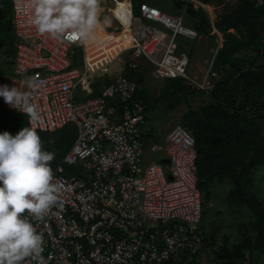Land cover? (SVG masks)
<instances>
[{
    "label": "built area",
    "instance_id": "2783aa9c",
    "mask_svg": "<svg viewBox=\"0 0 264 264\" xmlns=\"http://www.w3.org/2000/svg\"><path fill=\"white\" fill-rule=\"evenodd\" d=\"M189 1L203 6L198 0ZM26 3L11 0L15 55L12 73L4 84L32 92L40 118L30 124L26 114L5 102L4 106L25 115L28 127L36 131L54 132L68 124L77 131L53 170L65 185L62 204L53 207L43 222L33 220L44 235L47 264L197 263L205 242L194 137L175 122L166 133L169 167L146 162L145 107L137 97V83L123 70L126 65L136 68L137 60L144 58L157 79L182 77L196 89L211 88L218 76L211 68L213 60L197 80L185 71L187 53L178 50L179 37L196 39L199 34L184 23L183 14L164 12L144 2L139 5V15L134 16L127 7L128 46L97 68L109 79L101 93L78 101L76 88L96 69L88 70L84 48L81 63L73 64V49L81 44L39 36L31 22L33 11ZM116 3L109 0L106 11L123 31ZM143 20L152 24L145 25ZM212 29L219 35L214 26ZM125 52L130 59H124ZM115 60L122 69L109 73ZM29 78L44 84L29 89ZM160 149L159 145L150 146L152 152ZM66 167L71 170L67 172ZM239 264L250 262L245 258Z\"/></svg>",
    "mask_w": 264,
    "mask_h": 264
},
{
    "label": "trees",
    "instance_id": "16d2710c",
    "mask_svg": "<svg viewBox=\"0 0 264 264\" xmlns=\"http://www.w3.org/2000/svg\"><path fill=\"white\" fill-rule=\"evenodd\" d=\"M147 1L149 0H130L126 5L134 10L139 9L140 3ZM198 1L203 4L212 1L217 5L224 3V0ZM232 1V4L224 3V10L215 17L213 23L202 7H194L189 0L147 2L164 12L187 16L190 23L185 18L184 23L198 34L207 36L209 40H213L216 35L212 26L222 34V45L212 55L211 68L218 73V78L214 80V86L209 92L210 101H204L192 109L189 95L201 93L202 90H197L182 77L162 79L159 95L150 101L146 83L153 79L152 65L144 58L137 60L136 68L126 65L123 73L137 83V97L143 101L145 114L150 108L158 109L161 101L164 102L166 111L180 103L186 106L180 123L192 133L195 140L197 187L203 206L201 230L204 242L210 241L209 229L203 223L205 218H210V211L204 205L212 201V190L218 183L227 182L228 192L223 200L225 204L244 206L245 211L254 218L252 225L255 236H245L244 232L240 240L231 244H228L227 236L224 237V244L215 253L222 260L218 264H239L245 258L249 259L250 264H264V202L251 190L253 170L264 165V0L261 5L257 4L258 0ZM126 5L123 2L116 11L122 21L129 19V14L125 13L128 10ZM124 22L128 25V21ZM183 38L185 37L177 39L180 51L183 42H186ZM186 39L191 41L186 52L189 58L196 40ZM111 46L114 47L115 54L122 47H127L119 46L117 42ZM247 48L255 51L254 57L248 62L245 57L236 56ZM0 52L9 56L8 69L11 66L6 71L3 67L0 69V85H3L7 81L6 76L12 73L15 55L11 0H0ZM259 57L262 61L260 64L257 63ZM223 74L225 77L221 79ZM104 78L103 83L93 88L86 98L101 93L109 82L107 77ZM248 112L251 115L248 116ZM23 127H28L25 115L7 109L0 97V133L7 131L15 135ZM37 132L43 141L44 150L55 154V159L51 162L54 170L76 137V128L73 124H68L54 132ZM66 168L67 172L71 170ZM73 169L78 170L76 167Z\"/></svg>",
    "mask_w": 264,
    "mask_h": 264
},
{
    "label": "clouds",
    "instance_id": "9594fccd",
    "mask_svg": "<svg viewBox=\"0 0 264 264\" xmlns=\"http://www.w3.org/2000/svg\"><path fill=\"white\" fill-rule=\"evenodd\" d=\"M102 5L103 0H27L25 7L33 11L31 22L39 36L87 46L98 43L97 33L111 24L102 16ZM26 84L36 90L44 81L29 78ZM0 97L26 114L30 124L39 120L32 92L4 84ZM54 159L35 127H23L15 135L0 133V264H47L44 235L33 220L43 222L62 204L65 185L55 178Z\"/></svg>",
    "mask_w": 264,
    "mask_h": 264
},
{
    "label": "rangeland",
    "instance_id": "374dc122",
    "mask_svg": "<svg viewBox=\"0 0 264 264\" xmlns=\"http://www.w3.org/2000/svg\"><path fill=\"white\" fill-rule=\"evenodd\" d=\"M125 2V0H123ZM153 0H149L147 2H152ZM224 3H233L232 0H224ZM224 3L221 5H217L215 1H212L210 3L203 4L201 6L204 11L209 15L211 22L214 21L215 17L219 15L224 10ZM109 4V0H103V8L104 12L102 16H107L111 20V15L106 11V5ZM126 4V3H125ZM194 7H198L195 3ZM209 8V9H208ZM133 10V9H132ZM169 12V11H168ZM134 16H138L139 12L138 9L133 10ZM121 16V13H119ZM117 16V15H116ZM118 17V16H117ZM119 18V17H118ZM187 23H190V19L186 16L184 17ZM123 20V19H121ZM128 21V20H124ZM124 25L129 28L130 26L127 25L126 22H124ZM143 24H147L146 20L142 21ZM114 20H111V24L108 26L103 27L98 33L99 42L98 43H92L87 46L79 45L73 49V57L72 61L75 64H80L83 58V47H85V58L87 60V63L89 65L90 71H95L83 82H81L78 87L75 90L76 99L78 101H81L83 98H86L88 94L92 93L93 88L99 87L104 77H107V75H104L100 72L97 68L102 66L103 64L110 61L116 54L114 52V47L111 45L115 42L118 43L119 46H128L129 44V38L127 34L126 28L117 29L118 26L114 24ZM233 31L232 29L230 30ZM217 36L218 40L217 42L214 40L213 43H209L208 46H205L203 48L202 43H195L196 52L192 54L191 57H189L186 68V72H189L190 75L193 77H197L196 79L199 80L202 75L205 73L207 68L209 67V64L212 60V55L215 54L217 46L222 45L223 37L219 33ZM115 42H112V41ZM111 43V44H110ZM82 46V51H81ZM202 46V52L200 51V48ZM186 50L189 49V45L185 44ZM181 50H185L182 48ZM255 51L251 48H247L245 50L240 51L236 56H243L246 58V61H250L252 57H254ZM188 56V55H187ZM123 57L125 60L130 59V54L123 53ZM9 56H5L0 52V69L2 67L4 68V71L8 69L9 63ZM263 60V59H262ZM261 58L259 57L258 64H260ZM247 64V63H246ZM246 64H243L244 67H246ZM9 69H11V66H9ZM8 69V70H9ZM122 69V65L119 64L116 60L113 61L110 64L109 73H117ZM188 74V75H189ZM152 75V74H151ZM153 77V76H152ZM225 75L223 74L221 76V79L224 78ZM108 78V77H107ZM218 76L216 77V79ZM162 79L154 78L149 80L146 83L147 91L150 92L152 97H157L160 93L159 87L163 83H161ZM195 88V86H193ZM104 89V88H103ZM102 89V90H103ZM211 88L207 89H197L202 90L201 93L191 94L189 95V104L190 107L193 109L197 108L202 102L211 100V96L209 94ZM263 98H261L262 100ZM159 106H162V101L158 103ZM186 110V106L184 103H180L176 105L171 111H174V115H171L166 121H168V128L172 126L175 122H180L181 116L183 112ZM158 110H153L150 108V110L146 111L147 120L143 129V142L145 144V154H144V160L146 162H160V155L159 152L155 153L154 157L153 153L150 150L151 142L155 141V138L152 136L153 134L150 132L149 127L154 124V121L157 119H162L161 112H157ZM249 113V112H248ZM248 116L251 115L250 113L247 114ZM165 131V130H164ZM162 130V132L164 133ZM155 144V143H154ZM164 164V163H162ZM167 168L169 167L168 164ZM165 166V165H164ZM252 187L251 190L255 193V195L264 202V165H260L256 167L252 172ZM227 182L218 183L214 189L212 190V196L210 203H206L204 206L206 209L210 211V218H205L203 220V223H205L208 227V235H210V241L207 240L206 243H204V247L202 250V254L198 257V262L195 264H218L221 263L222 260L217 258L216 250L218 247H221L224 244V237L227 236V242L228 244H231L232 242H235L237 240H240L243 236L242 233L245 232V236L253 237L254 229H253V221L254 218L251 217L246 211L244 206H238L235 207L234 205L225 204L223 200L225 199L224 196L228 192ZM216 207H219L218 209H215Z\"/></svg>",
    "mask_w": 264,
    "mask_h": 264
},
{
    "label": "crops",
    "instance_id": "0c3cea01",
    "mask_svg": "<svg viewBox=\"0 0 264 264\" xmlns=\"http://www.w3.org/2000/svg\"><path fill=\"white\" fill-rule=\"evenodd\" d=\"M147 21V24H152V22H150V21H148V20H146ZM213 23V22H212ZM213 27V26H212ZM117 29H120V27L118 26V28ZM215 39V41L217 42V40H218V38H217V36L214 38ZM213 39V40H214ZM183 40L184 41H186V42H183V45H182V47L185 49V50H181V51H185V52H187L188 51V49L186 50V48H185V44H188L189 46H190V44H191V41L190 40H188V39H186V38H183ZM182 40V41H183ZM196 41L194 42V47H193V50H192V52H191V56H192V54L194 53V52H196V48H195V43H199V42H201L202 43V46H203V48L205 47V46H208V44L211 42V43H213V41H211V40H209L208 39V37L207 36H204V35H200L198 38H196L195 39ZM202 46H201V48H200V51L202 52ZM81 48H82V46H81ZM84 48V50H85V47H83ZM188 55V54H187ZM189 59V58H188ZM188 61V60H187ZM186 70H187V68H186ZM188 74H189V72H187ZM190 75V74H189ZM190 76H192V75H190ZM193 77V76H192ZM161 83H163V80L161 81ZM148 96H149V100L151 101V100H153V98H155V97H152L151 96V94H150V92L148 93ZM162 104H163V101H162ZM156 109V108H155ZM155 109H153V110H155ZM156 110H158L157 112H161V114H162V119H157V120H155L154 121V124H152L150 127H149V130H150V132L153 134L152 136L155 138V140H156V142L155 141H152L151 142V145L152 144H154L155 143V145H159L160 147H161V149L160 150H157V151H154V152H152L153 153V156H151V158L152 157H154L155 155V153H157V152H159V155H160V157H161V159H160V162L161 163H163L162 162V159H164V158H166V153H165V145H166V133H167V125L169 124L168 123V121H166L165 119H167L168 117H170L171 115H174V111H171V110H165L164 109V104L162 105V106H159V104H158V109H156ZM147 120V119H146ZM169 129V128H168ZM162 130L164 131V133L162 132ZM164 165H165V168L167 169V165H166V163H164Z\"/></svg>",
    "mask_w": 264,
    "mask_h": 264
},
{
    "label": "bare ground",
    "instance_id": "6f19581e",
    "mask_svg": "<svg viewBox=\"0 0 264 264\" xmlns=\"http://www.w3.org/2000/svg\"><path fill=\"white\" fill-rule=\"evenodd\" d=\"M124 1L123 0H117V3H116V9H115V13H116V11L118 10V7H119V5H121L122 3H123ZM127 2V0H125V2L124 3H126ZM126 5V4H125ZM127 7V6H126ZM209 9V8H208ZM120 19V18H119ZM121 20V19H120ZM122 21V20H121ZM128 25L130 26V19H128ZM125 26V28H126V30L128 29V27L126 26V24L124 25ZM220 33V32H219ZM221 34V33H220ZM217 35V34H216ZM199 36H200V34H199ZM221 36H222V34H221ZM219 47H221V43H220V45H218L217 46V49L219 48ZM123 48H125V47H122L120 50H122ZM217 49H216V51H217ZM119 50V51H120ZM216 53V52H215ZM87 61V60H86ZM106 64V63H105ZM104 65V64H103ZM87 66H88V70H89V65H88V63H87Z\"/></svg>",
    "mask_w": 264,
    "mask_h": 264
},
{
    "label": "water",
    "instance_id": "95a60500",
    "mask_svg": "<svg viewBox=\"0 0 264 264\" xmlns=\"http://www.w3.org/2000/svg\"><path fill=\"white\" fill-rule=\"evenodd\" d=\"M162 162L168 164L169 160H168V158H164V159H162ZM168 178H171L170 173L168 174Z\"/></svg>",
    "mask_w": 264,
    "mask_h": 264
}]
</instances>
